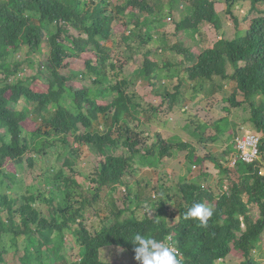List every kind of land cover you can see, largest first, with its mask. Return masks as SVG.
Wrapping results in <instances>:
<instances>
[{
  "label": "trees",
  "instance_id": "obj_1",
  "mask_svg": "<svg viewBox=\"0 0 264 264\" xmlns=\"http://www.w3.org/2000/svg\"><path fill=\"white\" fill-rule=\"evenodd\" d=\"M185 1L190 5L191 12L176 23V29L194 37L203 23H209L217 31L218 39L196 58L180 42L163 50L183 55L180 65L192 63L185 67L187 78L191 81L210 82L221 77L234 82L226 109L244 104L250 106V119L261 135L260 159L246 162L237 157L233 167L222 168L219 161L210 157L221 169L218 187L198 181L178 183V217L173 224L162 213L153 216L144 213L139 217L132 210L128 217L121 218V214L128 209H120L112 212L111 223L103 222L100 229L92 232L84 222L87 207L93 208L98 203L102 191L116 190L119 185L129 188L126 177L135 173V157L141 154V135L128 121H138V118L130 109L132 97L121 87L126 80L119 81L115 86L102 87L94 96L87 87L77 88L69 84L76 76L62 71L69 69L84 54L91 53V56H86V69L81 73L96 74V83L102 84L109 79L110 69L116 67V63L109 62L113 58V50L108 47L109 41H112L114 21H118L116 29H123L120 37L129 41L135 32L125 33V28L131 24L142 28L136 17L146 14L157 15L155 18L158 19L171 14L173 5L166 11L162 0H0V44L4 47L0 49V58L7 57L11 50L23 45L29 49L41 48L44 30L48 31L50 46L47 61L26 80L20 77L15 81L10 79V76H15L20 63L13 68L7 63H0V173L9 183L15 182L17 165L25 160V154L33 144L31 138L44 141L51 138V145H54L57 140L68 143L69 136L74 135L75 140L94 145L104 157L90 178L95 191L86 190L75 176L65 175L63 169L55 173L53 180L57 188L61 185L57 180L62 178L66 182V191L61 201L52 193L48 200L51 210L46 215L33 206V195L22 196L24 202L16 211L13 205L17 198L15 201L2 195L4 199L1 203L8 206L10 223L4 222L0 216L1 263L6 261L7 252L2 244L4 234L10 231L14 237L38 232L40 243L37 251L41 252L42 245L55 248L56 264H117L102 259L101 250L107 246L124 248L135 264H139L131 242L135 234L156 239L171 235L183 264H218L229 256L237 261L226 264H258L254 252L260 249L264 235V0H251L249 12L255 15L243 22L237 18L236 30L230 36L226 31L220 32L223 28L219 13L221 2ZM236 1L239 0H226L229 12ZM69 25L78 32L76 35L68 34ZM55 26L56 30L52 29ZM138 41L143 45V39ZM157 50L144 51L143 68L148 76L157 74L159 66L154 56ZM229 63L234 67L232 72H229ZM170 65L168 59L163 64L167 68ZM180 86L181 83L174 92L164 91V98L169 101L170 107L179 99ZM110 91L118 92L111 102L99 99L106 97ZM22 99L34 104L33 112L15 106ZM227 119L218 120L216 128L219 132L226 130L223 126ZM103 123L106 124L105 129ZM119 144L127 147L129 154H117ZM188 149V158L194 164H204L209 159L196 155L191 143L170 142L162 133H156L155 142L146 146L143 156L161 160L173 157L175 150ZM26 160L33 165L32 157ZM65 163L72 169L71 159L67 158ZM202 175L208 177L204 171ZM74 190L80 194L76 197L78 199H74ZM193 203H204L214 209L206 227L198 221L184 218V213ZM164 204L163 198L161 206ZM162 207H159V212ZM16 213L20 214L19 225L14 223ZM66 230L72 231L82 246L77 260H69L66 255L60 254L59 247H55L54 234L60 233V240L63 241ZM35 259L39 262L41 257L36 256ZM22 260L23 264H33L30 255H24Z\"/></svg>",
  "mask_w": 264,
  "mask_h": 264
},
{
  "label": "rangeland",
  "instance_id": "obj_2",
  "mask_svg": "<svg viewBox=\"0 0 264 264\" xmlns=\"http://www.w3.org/2000/svg\"><path fill=\"white\" fill-rule=\"evenodd\" d=\"M218 1L221 2L219 13L223 23L221 33L226 31L227 35H232L236 30L237 18L243 22L245 18L255 15L249 12L251 0L236 1L231 12L228 11L226 0ZM162 3L166 6V11L169 6L173 5L171 14H165L158 19L155 18L157 15L140 14L136 20L142 23V28L131 24L124 30L125 33L135 32L129 41H124L120 37L119 33L123 32V29H116L118 21H114L112 41H109L108 47L113 50V58L109 62L116 63V67L110 69L109 79L107 78L102 84L96 83L98 77L96 74L81 73L86 69L85 58L91 56V53L84 54L69 69L62 71L65 74L76 76L72 77L69 84L77 88L87 87L94 96L97 95L98 89L115 86L119 81L126 80L121 87L132 97L133 102H131L130 109L138 118V121H128L132 127H135L136 133L141 135L139 145L141 154L135 157V173L126 177L129 188L126 190L125 186H119L116 190L102 191L98 203L93 208L87 207L84 222L92 232L100 229L103 222L111 223L112 212L120 209H128L121 214V218L128 217L130 212L135 210L139 217L144 213H149L151 216L162 213L169 223H175L178 217L176 203V196L179 194L178 183L187 180L189 182L198 181L201 184L206 182L213 188H217L221 169L210 157L219 161L222 168L233 167L235 164H232L231 160L236 156L234 141L236 136L246 131L258 132L250 119L251 110L248 104L226 109L229 107L227 98L233 92L234 82L221 77L210 82L191 81L187 78L185 67L192 63L187 62L180 65L179 61L184 59L183 55L175 51L163 50L166 46L180 42L196 58L206 47L213 46L218 39L213 25L203 23L192 37L186 31L176 29V23L191 12L190 5L185 0H162ZM128 22L130 23V19ZM67 27L68 34L78 33L70 25ZM52 29L56 30V26ZM47 32L46 30L43 32L44 40L41 48L29 49L27 45H23L17 50H11L7 57L0 58V63H7L11 68L16 63H20L15 76H10V79L15 81L20 77L26 80L47 61L50 49ZM139 39L144 40L143 45L139 44ZM3 48L0 44V49ZM155 48H158L154 56L159 67L157 74L152 77L146 75L143 68L144 51ZM167 59L171 62L168 68L163 66ZM228 68L229 72L234 70L232 63H229ZM1 76L4 77V73ZM180 83L182 86H180L179 99L173 107H170L169 101L164 98V91L167 89V91L174 92ZM117 93V91H110L106 97L99 99L109 103ZM15 106L29 113L35 109L34 104L27 103L24 99ZM223 117L228 118L223 126L226 130L219 132L216 125ZM122 125L126 127L123 121ZM102 126L105 129L106 124L103 123ZM156 133H162L173 143L187 141L194 146L196 155L209 157V159L204 164H194L188 158L189 149L175 150L173 157L161 160L152 156H143L146 153V146L155 142ZM73 136H69L68 143L57 140L54 145H51V138L47 141L31 138L33 144L25 154V160L17 165L15 182L9 183L0 173V216L4 222L10 223L8 206L1 203L3 196L12 200L17 198L13 205L16 211L24 202L21 199L22 196L33 195L35 198L33 206L41 213L48 214L51 210V202L48 200L53 194H56L59 201L64 199L66 182L62 178L57 180L61 184L57 188L53 180V175L61 169L65 171V175L75 176L86 190L95 191L90 178L104 157L94 145L77 141ZM132 137L134 138V135ZM116 153L129 154V150L123 144H119ZM28 157L34 159L33 165L26 160ZM67 158L72 160V169L65 163ZM202 171L206 172L208 177H203ZM77 192L78 190H74V199H78L76 197L80 195ZM167 196H169L168 199ZM163 198L165 204L162 207L161 199ZM159 207L163 208L160 212ZM14 223L20 224L19 213L15 214ZM4 235L2 244L7 250L6 261L0 264H23L24 255H30L33 264H56L55 248L50 247L49 249L42 245L41 252L37 251L40 243L38 232L14 237L9 231ZM60 237H62L60 233L54 234L55 247L60 248V254L66 255L69 260L79 259L83 249L74 233L66 230L63 241ZM36 256L41 257L39 262L35 259ZM101 257L105 261L117 264H135L130 254L119 246L104 247L101 250ZM254 257L258 264H264V235L261 247L254 252ZM236 261L235 257L229 256L225 260H220L218 264Z\"/></svg>",
  "mask_w": 264,
  "mask_h": 264
},
{
  "label": "clouds",
  "instance_id": "obj_3",
  "mask_svg": "<svg viewBox=\"0 0 264 264\" xmlns=\"http://www.w3.org/2000/svg\"><path fill=\"white\" fill-rule=\"evenodd\" d=\"M213 213L212 207L204 203H193L184 213V218L198 221L201 226L206 227ZM131 242L135 246V260L139 264H183L178 251L170 243V237L156 239L135 234Z\"/></svg>",
  "mask_w": 264,
  "mask_h": 264
},
{
  "label": "built area",
  "instance_id": "obj_4",
  "mask_svg": "<svg viewBox=\"0 0 264 264\" xmlns=\"http://www.w3.org/2000/svg\"><path fill=\"white\" fill-rule=\"evenodd\" d=\"M260 140L261 135L257 132L253 131H246L243 134L236 136L235 138V148H236V156L231 160L232 164L236 163V159L241 158L243 161L246 162H254L260 159ZM125 186V185H119ZM126 187V186H125ZM225 188L227 189L226 185ZM127 190V187H126ZM170 237L171 245L180 253L178 247L176 246L173 237L171 235L167 236Z\"/></svg>",
  "mask_w": 264,
  "mask_h": 264
}]
</instances>
